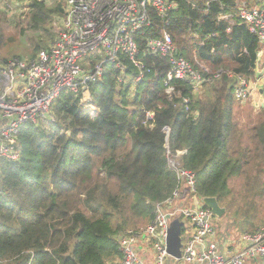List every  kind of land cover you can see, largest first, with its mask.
<instances>
[{
    "label": "trees",
    "instance_id": "trees-1",
    "mask_svg": "<svg viewBox=\"0 0 264 264\" xmlns=\"http://www.w3.org/2000/svg\"><path fill=\"white\" fill-rule=\"evenodd\" d=\"M239 1L248 0H176L168 17L177 53L203 78L197 91L174 80L166 92L168 61L145 51L164 27L150 12L153 25L135 36L140 70L118 55L123 71L107 63L86 83L89 103L81 91H63L47 117L19 129L18 160L0 159L3 264H114L119 239L149 225L155 205L178 188L176 171L193 174L196 198L221 207L230 179L264 170V109L246 139L233 96L237 78L250 84L264 68L263 45L236 16ZM64 16L63 0L28 2L24 29L33 36L10 48L0 26V65L48 49Z\"/></svg>",
    "mask_w": 264,
    "mask_h": 264
},
{
    "label": "built area",
    "instance_id": "built-area-1",
    "mask_svg": "<svg viewBox=\"0 0 264 264\" xmlns=\"http://www.w3.org/2000/svg\"><path fill=\"white\" fill-rule=\"evenodd\" d=\"M30 1L49 4L51 0H8L14 9L24 10ZM63 1L65 16L57 23L54 43L48 49L40 50L28 63L14 59L0 65V159L18 160L19 129L47 117L61 92L77 94L81 91L83 99L89 103L86 83L100 78L103 65L107 63L116 64L123 71L124 66L117 62L118 55L126 56L140 70L135 36H143L153 25L150 12L163 20L164 27L159 37L146 40L145 51L147 55L168 61L166 92H170L169 83L174 80L189 83L194 91L203 84L201 74L177 53L166 30L168 17L177 7L176 0ZM235 9L242 25L264 47V0L239 1ZM219 20L233 24L231 14H221ZM142 78L143 73L139 71L134 84ZM255 80L262 84L260 90L264 95V68L256 72ZM254 92L257 89L237 78L233 91L236 101L245 102ZM256 104L258 109L260 104ZM261 104L264 105V101ZM88 108L94 116V107L89 105ZM170 166L175 168L173 162ZM176 174L180 185L167 200L155 205L153 221L140 231H128L119 239L121 258L114 264H167L173 260L167 254L166 240L174 219L183 223L178 264H246L249 261L264 264V225L254 232L244 233L236 248L225 246L217 241L210 224L212 212L203 206L202 199L194 196L193 174L184 171H176ZM188 195L197 205L185 204Z\"/></svg>",
    "mask_w": 264,
    "mask_h": 264
},
{
    "label": "rangeland",
    "instance_id": "rangeland-1",
    "mask_svg": "<svg viewBox=\"0 0 264 264\" xmlns=\"http://www.w3.org/2000/svg\"><path fill=\"white\" fill-rule=\"evenodd\" d=\"M52 2L53 0L50 1V3ZM26 14L27 10L14 9L8 0H0V26L5 42L10 48L18 47L21 49L27 46L29 38L33 36L31 32L24 29ZM57 25L56 23L54 26L56 33H58ZM90 57L91 53H89V59ZM20 59L26 62L28 58L23 56ZM124 81L127 83L130 78L126 77ZM249 86L257 89V92H254L252 97L245 102L238 103L246 113L244 129L241 128V133L246 134V139L252 126L257 123V117H259L250 114V111L251 105L257 103L254 99H258V89L262 88V84L255 80ZM131 90H133V86ZM238 119L241 120L239 117ZM228 187L229 193L220 203L225 212L221 217L213 216L210 224L214 228L216 238H224L222 243L225 246L236 248L244 233L254 232L264 225V171H246L245 174L230 179ZM194 201L196 200L191 199L188 195L185 204L191 205L195 203ZM185 225H187L186 221ZM246 264H257V262L249 261Z\"/></svg>",
    "mask_w": 264,
    "mask_h": 264
},
{
    "label": "water",
    "instance_id": "water-1",
    "mask_svg": "<svg viewBox=\"0 0 264 264\" xmlns=\"http://www.w3.org/2000/svg\"><path fill=\"white\" fill-rule=\"evenodd\" d=\"M202 204L208 208L213 216L221 217L225 210L221 208L215 198H203ZM183 223L178 219L171 221L168 229V236L166 240V251L169 257L173 260H180L181 258V228Z\"/></svg>",
    "mask_w": 264,
    "mask_h": 264
},
{
    "label": "crops",
    "instance_id": "crops-1",
    "mask_svg": "<svg viewBox=\"0 0 264 264\" xmlns=\"http://www.w3.org/2000/svg\"><path fill=\"white\" fill-rule=\"evenodd\" d=\"M258 93H259V97H258V99H254V101H257L258 102V105L260 104V106H259V108L257 109L256 108V106H257V104H252L251 105V111H250V114H252V115H258L259 114V112H260V110L261 109H264V105H262L261 104V102L262 101H264V95L261 93V90L259 89L258 90ZM238 113H239V115H238V117L239 118H241V120L239 119L238 121H237V123H238V129H241V128H243L244 129V120H245V115H246V113H245V111L242 109V107H241V110H238L237 111ZM244 134V133H243ZM245 135L246 134H244L243 135V137L244 138H246L245 137ZM249 171H253L251 168L249 169ZM264 171V170H263ZM217 241H219L220 243L221 242H223L224 241V238H218L217 237ZM30 261V260H29ZM167 264H173L171 261H169Z\"/></svg>",
    "mask_w": 264,
    "mask_h": 264
}]
</instances>
